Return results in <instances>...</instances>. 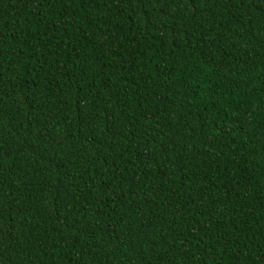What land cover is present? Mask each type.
I'll list each match as a JSON object with an SVG mask.
<instances>
[{
    "label": "trees",
    "instance_id": "obj_1",
    "mask_svg": "<svg viewBox=\"0 0 264 264\" xmlns=\"http://www.w3.org/2000/svg\"><path fill=\"white\" fill-rule=\"evenodd\" d=\"M0 264H264V0H0Z\"/></svg>",
    "mask_w": 264,
    "mask_h": 264
}]
</instances>
